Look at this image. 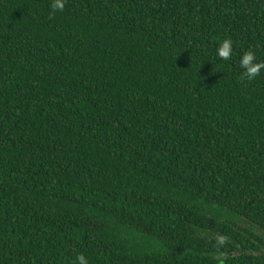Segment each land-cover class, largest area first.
Masks as SVG:
<instances>
[{
	"label": "trees",
	"instance_id": "16d2710c",
	"mask_svg": "<svg viewBox=\"0 0 264 264\" xmlns=\"http://www.w3.org/2000/svg\"><path fill=\"white\" fill-rule=\"evenodd\" d=\"M51 2L0 0V264H264V0Z\"/></svg>",
	"mask_w": 264,
	"mask_h": 264
},
{
	"label": "clouds",
	"instance_id": "9594fccd",
	"mask_svg": "<svg viewBox=\"0 0 264 264\" xmlns=\"http://www.w3.org/2000/svg\"><path fill=\"white\" fill-rule=\"evenodd\" d=\"M53 13L56 11H63L65 7V0H52L50 5ZM216 56L221 60H229L234 55V41L231 38H225L218 43L216 47ZM239 67L243 70L241 72V79L249 81L255 79L261 71H264V61L258 60L256 53L249 49L243 52L239 58ZM224 242L221 238L220 243ZM75 264H89L88 259L84 254L77 255Z\"/></svg>",
	"mask_w": 264,
	"mask_h": 264
}]
</instances>
